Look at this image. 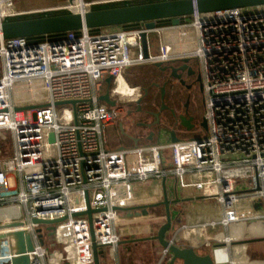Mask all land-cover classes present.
<instances>
[{
    "label": "built area",
    "instance_id": "1",
    "mask_svg": "<svg viewBox=\"0 0 264 264\" xmlns=\"http://www.w3.org/2000/svg\"><path fill=\"white\" fill-rule=\"evenodd\" d=\"M17 1L0 0V24L158 0H104L83 7L66 0L26 11L16 8ZM42 38L0 40V134L9 133L12 144L10 156L0 160V264L24 257L29 264H94L89 219L74 217L88 210L87 194L90 208L99 211L92 224L98 245L116 249L156 236L159 216L147 185L169 177L181 192L195 191L223 211L218 222L176 230L170 242L180 245L181 232L198 229L204 240L199 254L212 243L207 227L222 225L229 234L217 239L215 258L229 244L264 256V5L195 14L179 25L157 23L153 29L138 24ZM185 59L201 65L205 135L152 145L133 127L136 146L109 149L106 132L125 115V100L112 95V86L130 68ZM106 86L114 107L100 101ZM73 101L75 107L57 105ZM62 219L54 237L46 225L33 223ZM19 233L30 237L32 251L19 253ZM168 255L163 249L159 264Z\"/></svg>",
    "mask_w": 264,
    "mask_h": 264
},
{
    "label": "water",
    "instance_id": "2",
    "mask_svg": "<svg viewBox=\"0 0 264 264\" xmlns=\"http://www.w3.org/2000/svg\"><path fill=\"white\" fill-rule=\"evenodd\" d=\"M264 5V0H169L161 2L143 3L137 5H130L124 7H115L109 9L92 10L85 13H67L32 19H22L15 21H8L0 24V40L17 39V38H41L47 36L62 35L69 32H79L82 30H95L111 27H121L144 24L146 28L153 29L159 22H170L171 25H179L181 19L193 16L195 14H209L218 11H225L231 9L251 8ZM142 46L145 57H148L147 51V37L145 34L141 36ZM182 65H175L174 63L163 65L161 63L154 64L157 68L163 71H170L171 76L175 79H181L182 73L187 71L189 75H193V72L189 70L187 61H183ZM112 79L107 80V84H111ZM200 82V81H199ZM148 90H146L147 93ZM100 101L107 105L114 107L116 102L111 99L110 92L107 91L100 97ZM141 101L139 99L137 104L139 105L138 111H141ZM76 106L77 102L58 103L57 105ZM24 110H33V108H26ZM167 110V106L163 104L159 113L154 114L158 120L153 125H142L152 129L158 127V139L161 141L162 133L168 134L172 143H177L180 140L177 137L175 130L160 129V113ZM19 111V110H18ZM182 126L186 128L188 132H192L194 126L191 125L192 119L186 121L184 116L181 117ZM201 128L207 131V124L204 119L201 121ZM156 134L150 132V140ZM167 179H163V192L164 198L162 202L153 204L151 207H164L165 208V223L158 229L156 236L147 239L125 241L120 246L127 244H138L143 242H158L160 247L168 251V257L166 258V264H217L214 254L200 255L196 252V249L192 246L182 247L178 244H174L169 241L168 235L173 229V220L171 214V205L180 202L176 200L172 202L169 200V196L166 188ZM204 199V198H201ZM87 206L88 210L84 213L75 215L74 217L87 216L91 226L92 236V249L94 264H102V259L105 258V249L108 246H100L97 244L95 234L92 228L93 214L99 211H94L89 206V198L87 194ZM102 211V210H101ZM65 219L56 221H39L34 220L36 225H46L47 231L50 237H54L55 228L54 225L63 222ZM40 231V230H39ZM2 237L0 236V239ZM15 238L18 244L19 253L33 250L32 242L29 236L24 234H16ZM200 246H203L202 244ZM14 264H29L27 257L14 260Z\"/></svg>",
    "mask_w": 264,
    "mask_h": 264
},
{
    "label": "crops",
    "instance_id": "3",
    "mask_svg": "<svg viewBox=\"0 0 264 264\" xmlns=\"http://www.w3.org/2000/svg\"><path fill=\"white\" fill-rule=\"evenodd\" d=\"M134 68L128 69L125 72V74L129 71H132ZM115 92L120 97H122V99L124 100V98L127 99L131 97V94H133V89L130 88L129 84L125 81V79H121L119 81V86L117 87V89H115ZM128 112L129 111H127V115H124L121 120H119L115 125L111 126L107 130L106 137L108 140L109 149L119 150V149L130 148V147L132 148L133 146H136L137 142L132 133L134 124L136 123L135 118H134L135 116L132 117L131 115H128ZM122 124L124 126L123 130L120 129ZM140 131L142 132L141 134H143V136L145 135L150 136V132H154L156 134L153 137V139L149 140L150 142H148L152 145H157V144L166 145V144L171 143L168 139L169 135L164 134V133H162L161 141H159L158 139L159 128L156 131L155 129L149 130V131L142 129ZM181 132H186V131H181ZM181 132L178 131L179 134ZM178 133H177V137H178ZM168 179L169 178H167V181H166V188H167L169 200L172 202H175L176 200H180V202L174 203L171 205L172 217L174 218V216H176L177 224H181L182 221H185L188 224L187 226H192L189 224L205 225L206 222H211V221L218 222L221 220L223 216V211H222L221 206L217 204L216 207L213 208L212 206H210L211 205L210 202L212 200L201 199L200 195L195 191L189 190L184 193L181 192L176 186V180L173 177H172L173 179L172 182L169 181ZM157 180L160 181L159 186L154 191L150 190L147 185L148 194L152 198L157 200V201L155 200L154 204L162 202L164 198L163 179L162 180L157 179ZM199 201H202L201 207H194V208L186 210L182 206L188 203H193V202L195 203ZM155 213L158 215L159 213L161 214L163 213L166 216L164 207L155 208ZM204 221H205V224H200L201 222L204 223ZM210 230H212V232H208V234L214 241L217 240L216 239L217 237H223L229 234V232H227L226 229L222 225L217 226V228L210 227ZM184 233H186L187 235ZM184 233L182 234V236L186 235L185 237L186 239L188 238L187 242H190L189 243L190 246L194 247L197 250L202 248L200 245L201 244L203 245L204 240L202 239V235L198 229L186 230L184 231ZM216 245L218 244H214L213 248L216 247ZM158 247H159V244L157 242H152V241L138 243V244H127L123 246H118L116 249L112 247H108L105 249L106 256L104 259H102V264H149L150 261H152L151 262L152 264H159L160 259L162 257L163 249L160 248L161 250L160 252L158 250ZM209 248H210V244L205 245L203 247L204 250H202L199 254L200 255L211 254V251L210 253L205 252L207 250H210ZM148 250L150 253V256L148 258H145L143 255H141L140 253L141 251L147 252ZM230 252L234 253V255L231 253V256H232L233 262H236L237 257L235 256L238 254L239 250L237 248H234V249H231ZM159 254H160V257H159ZM150 257L152 260L149 261L148 259ZM216 258H217V261L220 263L227 262L229 260L228 251L218 252L216 255ZM248 264H251V263H248Z\"/></svg>",
    "mask_w": 264,
    "mask_h": 264
},
{
    "label": "rangeland",
    "instance_id": "4",
    "mask_svg": "<svg viewBox=\"0 0 264 264\" xmlns=\"http://www.w3.org/2000/svg\"><path fill=\"white\" fill-rule=\"evenodd\" d=\"M65 1L66 0H18L16 3V8L18 10H21V11L41 10V9H46L48 7H55L61 3H64ZM83 1L85 3H89V2L91 3V2H99V1H104V0H83ZM72 11L76 12L75 9H72ZM184 61H187V66H188L189 70H191L193 72V77H194L195 81L197 82V85H196V88L194 91V95H195L194 100L195 101L192 102L191 109L197 113L199 121H202V119L204 118L205 111H206V96H205L203 85H202L201 65L197 59H185ZM182 64H183L182 62H175L174 66L175 65H182ZM124 79L129 84L130 88H132V89L138 88L137 90H133V94H131V97L126 99L122 103L124 108H125V115H127V111H133L134 112L136 110V102L135 101L137 99H135V98H139L140 95L141 96L143 95V89L144 88H149L150 91H149V97L142 104L143 109H146V110H152L153 109L154 110V109L160 108L159 91L155 88H152L151 85L156 83V82L157 83L162 82L164 77L161 73H159L156 66L145 65L142 67H140V66L135 67L132 71H129L124 75ZM108 86H110L109 83H108ZM108 86H106L104 88V91H103L104 93H106L109 90ZM174 97H175V90L172 91L171 89L168 88L167 89V95L165 98V102H166L167 106L175 105L174 101L172 100ZM162 116H163V119L166 121L169 117V114L167 112H164ZM132 117H134V115H132ZM134 118H135V122H139L140 120L146 121L147 123L152 122L151 118L142 117L141 115H136ZM120 129L121 130L124 129L123 124L121 125ZM154 129L156 131L158 128H153V130ZM177 133H178V130H177ZM204 135H205V132L200 128V126H197V127H195L193 132H190V133L181 132L180 134L178 133V139L179 140H186V139H191V138H200V137H203ZM168 139L172 143L170 136L168 137ZM11 148H12L11 135L9 133L0 134V160H4L10 156ZM168 180L172 182L173 179H172V177H169ZM159 182L160 181H158L157 179L150 180L148 182L149 189L154 191L159 186ZM148 196H149V200L151 202H155L156 199L152 198L149 194H148ZM210 203H211L210 206H212L213 208L216 207V205H217V203L215 201H211ZM182 206L186 210L194 208V207H201L202 201L195 202V203L194 202L188 203V204H185ZM158 216L159 217L157 218V220L154 223L155 225L153 224V228L155 229V232L158 230V228L161 227L160 225L163 224L164 219H165V215L163 213L162 214L159 213ZM172 220H173V229L170 232V234L168 235L169 239L172 237V235L175 233L176 230L182 229L184 226L188 225L187 222H185V221H182L181 224H177L176 216H174V218L172 217ZM207 223H210V222H206V224ZM148 224H151V223H148ZM200 224H205V221H204V223L201 222ZM189 225H193V224H189ZM208 232H212V230H210V227H207V233ZM183 233L184 232H181V235H180V246H182V247L190 246L189 245L190 242H187L188 238L186 239V237H185L187 234L184 233L186 235L182 236ZM219 238H221V237H217L216 239H219ZM214 244H218L217 240L216 241L212 240V243H211L210 248H209L210 250H207L205 252L210 253ZM243 246H244L243 244H234V245L229 244V245H224V247H222V249H227L230 262H233V259L231 256V253L233 251L230 252V250L237 248L239 250V252L235 257H237V261H239V264H241L243 262H248L251 264H254V263L255 264H262V263H264V256L259 255V256L255 257L254 252L252 251V247H249L248 250H245V249H243L244 248ZM160 248L161 247L159 245L158 250L161 252ZM140 253L145 258H148L150 256L149 250L147 252L141 251ZM232 254L234 255V253H232ZM159 257H160V254H159ZM148 260L149 261L152 260L151 257ZM151 262L152 261H150L149 264H152ZM248 263H244V264H248ZM178 264H182V263L179 262Z\"/></svg>",
    "mask_w": 264,
    "mask_h": 264
},
{
    "label": "flooded vegetation",
    "instance_id": "5",
    "mask_svg": "<svg viewBox=\"0 0 264 264\" xmlns=\"http://www.w3.org/2000/svg\"><path fill=\"white\" fill-rule=\"evenodd\" d=\"M159 73H161L164 77L162 82L159 83H154L152 84V88H155L159 91V98H160V108L159 109H152V110H146L143 109V102L149 97V88H144L143 89V95L138 98L142 99L141 101V111H138L139 105L137 104L136 100V110L133 111H129L128 115H141L142 117H148L151 118L150 123H147L146 121H139L136 122L134 124V127L139 129V130H153V128H157V127H153L152 129H148L147 127H142V125L148 126V125H153L158 119L155 118L154 114H157L160 112L163 104L166 105L165 102V98L167 95V89H171L172 91L175 90V97L172 99L174 101L173 106H167V110H165L164 112H167L169 114L168 119L165 121L162 118V115L164 112L160 113V129H164V130H178L179 132L181 131H186V128H184L182 126V121H181V117L184 116L186 118V121L192 119L191 125L194 126L193 129H195V127L200 126L201 125V121H199V118L197 116V113L191 109V104L193 101H195V95H194V91L197 85V82L195 81L193 75H189V73L187 71H185L184 73H182L181 75V79H175L171 76V72L170 71H163L159 68H157ZM177 88V89H176ZM146 90L147 93H146ZM128 99V98H127ZM124 100H126V98H124ZM164 120V121H163ZM177 132V131H176ZM142 133V132H141ZM143 135V134H142ZM146 137V141L150 142V136L149 135H145Z\"/></svg>",
    "mask_w": 264,
    "mask_h": 264
},
{
    "label": "trees",
    "instance_id": "6",
    "mask_svg": "<svg viewBox=\"0 0 264 264\" xmlns=\"http://www.w3.org/2000/svg\"><path fill=\"white\" fill-rule=\"evenodd\" d=\"M158 1H151V2H159ZM150 3V2H147ZM137 4H141V3H119V4H107V5H103V6H97L94 8V10H101V9H109V8H115V7H124V6H130V5H137ZM60 14H67V13H52V14H46V15H39V16H31V17H22V18H17V19H12L10 21H15V20H22V19H32V18H39V17H46V16H53V15H60ZM158 25L160 26H166V25H170V22H159ZM136 25H130V26H125V28H130V27H134ZM43 40V38H31L29 39V41H41Z\"/></svg>",
    "mask_w": 264,
    "mask_h": 264
},
{
    "label": "bare ground",
    "instance_id": "7",
    "mask_svg": "<svg viewBox=\"0 0 264 264\" xmlns=\"http://www.w3.org/2000/svg\"><path fill=\"white\" fill-rule=\"evenodd\" d=\"M72 3L76 4L78 7H83L85 5V2L83 0H70ZM119 86V83L112 86L111 93L117 100H122V97H120L118 94H116L115 89ZM138 88H134L133 90H137ZM138 100V98H137Z\"/></svg>",
    "mask_w": 264,
    "mask_h": 264
}]
</instances>
